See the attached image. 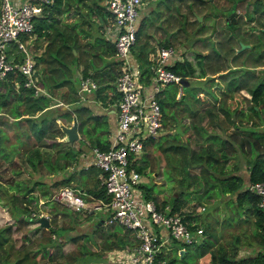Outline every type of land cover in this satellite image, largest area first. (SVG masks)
Segmentation results:
<instances>
[{"label":"trees","instance_id":"1","mask_svg":"<svg viewBox=\"0 0 264 264\" xmlns=\"http://www.w3.org/2000/svg\"><path fill=\"white\" fill-rule=\"evenodd\" d=\"M78 1L75 11L80 5L88 3L91 11L98 16L99 20L102 18L105 22V15L107 18L110 15L106 4H99V0ZM246 1L229 0L231 3L224 7L217 4L218 0H157V7L144 15L138 23L136 41L132 47L134 56L140 62L144 81L147 82L149 65L152 62L150 52L154 51L157 45L171 44L176 40L184 44L185 41L191 40L192 45L200 41L204 48L209 46L208 52L196 51L193 54V60L184 57L183 60L169 63L168 66L172 70L188 79V86L182 85L180 92V84L172 83L173 92L170 95L172 101L158 94L163 116H165V106L169 103L173 105L181 103V110L188 111V122H185L180 119L181 113L177 109L180 106L174 107L175 113L170 124L175 132L176 125L180 123L182 133L187 132L189 136L192 134L189 129H194L196 145L190 146L188 141L176 140V138L163 142L160 138L156 140L154 136H150L145 140L141 163L137 165L138 170L143 174L151 163L156 162L154 153L152 154L154 147L167 152L169 156L173 154L178 156L181 177H178L177 181L182 188L179 193L160 199L153 194L150 185L142 182L141 187L145 196L153 198L160 209H165V205L169 204L172 212L181 213L192 230L199 226L200 212L195 211L199 202L216 198V196H221L225 200V206L229 209V214L225 218L227 224L230 223L231 218L233 219L232 224H236L242 221L247 222L253 216L251 232L246 233L242 230V233L234 234L228 245L222 243L213 231L214 223L211 220L206 222L203 228L206 236L202 234L194 243L186 244L181 254L183 256L187 248L195 244L200 249L197 264H264V208L258 203L259 194L249 187L250 182L264 180V135H256L263 131L259 127L264 125V74L258 75L254 70L255 66L264 65L262 63L264 47H260L264 46V29L261 27L264 22V0H248L249 3L245 5ZM63 3L64 0H54L53 6L47 8L44 15L35 20L33 29L36 35L35 47H41L40 53L34 55L38 74L36 81L47 92L50 91V94H35L34 86L24 85L25 75L18 70L11 71L5 78L0 79V111L4 113V116L13 118L11 123L15 127L14 134L20 140L18 144L28 146L30 137L35 140V145L25 157L26 162L38 172H41L38 165L43 163L51 169L47 174H52L47 177L50 181L35 178L31 185L27 180H17L16 177H14V183L10 181L8 185L0 184V196L3 197V201L11 204L10 213L0 206V213L6 212L8 216L7 222L4 223L8 225L0 227V264H37L38 255L46 257L47 262L51 264L55 261H59L58 264H64L57 260L59 256L57 250L62 249L61 246L72 239H64L62 235L58 239L51 235V233L57 234L58 232L57 212L60 210L57 206L65 205L58 201L52 202L54 207L48 210L51 222L47 228L49 233L46 237H37L39 245L36 248L28 249L22 246L23 248H17V253L13 255L4 246L10 239L12 226L16 229L19 225L26 223L33 228H44L40 225L38 217L30 215L33 210L40 211L39 205L49 202L45 200L40 204L42 199L51 194L52 187L78 185V189L84 192L85 199L91 204L95 199L106 201L111 197L102 183L103 176L100 169L94 164L89 165L87 169L83 167L93 176L99 173L91 186L85 179V169L76 172L71 170L67 175L59 173L76 166L81 144L78 148H74V144H71V147L64 149L62 138L65 132L58 120L67 123L76 117L79 131L86 132L89 137L88 139L81 135L80 143L88 142L91 146H98L101 149L109 146L107 141L98 136L93 137L91 132L97 127H106L105 117L88 112L90 108L87 105L78 103L80 94L77 70L81 67L80 72L83 75H91L98 82L99 86L92 92L94 98L104 99V101L109 95L107 90L109 88L114 89V94L118 95L115 89V77L120 71L114 42L107 41L98 35L94 42L103 46H99L101 50H97L95 46L82 41L78 29L61 20ZM67 3L69 6L73 5L71 1L67 0ZM210 4L214 6L213 10L209 9ZM161 6L162 9H160ZM243 6L244 14H247L246 18L236 11L237 8ZM251 8L252 11L249 13ZM196 14L204 15V21L214 18V23L210 25L205 24L204 21H198ZM158 19L167 22L166 27L163 28L166 32L171 33V25L176 26L178 31L169 35L152 36L154 28L161 26L157 23ZM252 21H254L253 25L250 23ZM245 23L250 25L247 28L249 33L242 29ZM190 28L198 34H205L208 30L211 33L196 36L194 39L188 35ZM177 32L182 33L177 36L175 35ZM42 40H44L43 46H41ZM241 42L250 43V46L242 47ZM105 58L108 60L106 61ZM92 68H94L93 72L90 71ZM107 78L115 79V83L108 81ZM191 78H204L203 86L191 85ZM216 90H219V93ZM179 92V97H176ZM202 92L208 96V105H193V102L200 100L199 93ZM188 93L191 98L185 100ZM56 95L63 102L72 104L73 108L58 111L55 109L58 106L52 107L50 104L54 102L53 96ZM236 95L240 97L234 101ZM244 117H247L246 123L253 128L245 129L248 133L242 135L239 130H244L245 124L244 126L242 124ZM205 119L209 122L210 129L204 123ZM20 123L26 125V130L20 132V128H16V125ZM87 124H92V128ZM230 126L234 127L233 131H227ZM0 131H2L1 128ZM246 141L249 144L250 154L253 149H256V154L248 159L247 182L237 170L233 172L226 169L230 158L238 156L235 151L246 150ZM66 142L68 143L67 140ZM44 148L53 149L54 158L51 157L49 151L43 150ZM11 157L7 158L11 159ZM194 167H198V171L192 170ZM18 171L15 169L16 173ZM55 174H59V178L55 179ZM74 179L78 183H73ZM45 183L47 188L44 187ZM38 191L39 193H35ZM188 204H191V207H187ZM110 225L121 227L125 231L122 234L115 230L105 233V239L102 238L101 244L104 252L133 243V230L117 222ZM242 234L250 236L246 243L251 250L244 254L238 253L239 249L246 244L242 241ZM9 244H12L11 240ZM85 245L82 243L77 253H67L71 257H68L69 261L80 257L85 252L83 249ZM182 246L183 243L177 245L178 255L180 254L178 250ZM63 252L61 251L60 254L63 255ZM107 259L110 262L108 257ZM165 264H171V260L166 259Z\"/></svg>","mask_w":264,"mask_h":264},{"label":"built area","instance_id":"2","mask_svg":"<svg viewBox=\"0 0 264 264\" xmlns=\"http://www.w3.org/2000/svg\"><path fill=\"white\" fill-rule=\"evenodd\" d=\"M53 4L54 0H0V79L18 70L25 75L24 85L34 86L35 94H48L36 81V59L31 45H34L36 37L33 33L35 20ZM141 5L142 0H106L110 15L104 23L108 30L105 34L114 42L120 63L116 77L118 120L109 146L105 149L93 146L92 151L93 164L100 169L102 183L111 197L106 201L95 199L91 204L78 188L62 185L42 199L40 204L51 199L77 211L102 207L108 213L106 223L117 222L134 232L133 243L125 246L124 251L110 250L114 261L123 264H165V250L171 239L183 243L178 250L182 251L186 244L200 238L203 228L199 225L192 230L181 213L171 211L169 204L160 209L153 198L145 196L141 187L143 174L137 168L141 163L140 153L146 137H157L163 128V112L158 99L161 86L167 83L182 85L181 75L168 66L177 49L173 44L157 45L151 51V90L144 91L140 80V62L132 52ZM261 27L264 29V22ZM98 86L92 76H81L79 91L92 92ZM249 187L259 194L258 203L264 208V180L250 182ZM42 214L47 215L42 210H33L30 216L39 217ZM160 229L167 233H161Z\"/></svg>","mask_w":264,"mask_h":264},{"label":"rangeland","instance_id":"3","mask_svg":"<svg viewBox=\"0 0 264 264\" xmlns=\"http://www.w3.org/2000/svg\"><path fill=\"white\" fill-rule=\"evenodd\" d=\"M68 1L69 2L71 1L74 4L79 3L78 0H68ZM229 3H231L229 2V0L228 1L218 0L217 4L219 6L227 7ZM71 6H72L71 4L70 6L68 5L67 0H64L62 9H61V11L63 12L61 14V20L65 22L66 24L78 29L81 36L87 37L89 35L91 36L92 34L96 35L98 31L97 30L98 27H99L100 32H103V31L108 32L105 24L99 19H97V17H95L94 13L91 11L90 7L88 6V3L85 5H80L78 7L79 9L75 12L73 11L75 10L76 5H74L75 7L73 10H71ZM209 9L213 10L214 6L210 4ZM237 10L239 9L237 8ZM223 19L225 20V18ZM207 22L210 23L209 20H207ZM211 22L214 23V18H211ZM248 26L242 27L244 32L249 33V30H247ZM37 43L38 42H36V44ZM41 43H42L41 46H43L44 40H42ZM171 44H173L174 47L177 49V48H181L182 42L176 40L174 42H171ZM190 44L191 42L189 43V45ZM260 47H264V46L262 45ZM31 50L34 51L35 53H40L41 47L36 48L35 45L32 44ZM253 53L255 54V52ZM105 60L107 61L108 59L105 58ZM262 63H264V59L262 60ZM254 70L258 75H263L264 65L263 64L257 65L254 67ZM203 83H204V78H192L191 79V85L196 84L198 86H203ZM62 90H64V88H62ZM170 91L173 92L172 84L167 86V91L163 93V96L168 97V99L172 101V97L170 96L171 94ZM216 91L217 93H219V90H216ZM166 93L168 95H165ZM48 94H50V91H48ZM79 94L81 95L80 91H79ZM203 94L199 93L200 100L196 102H193L194 98L192 97L191 101L193 102V105L195 106H198V105L201 106V105H206V104L208 105V101H209L207 100L208 96L205 93ZM176 97H179V95L177 94ZM189 97L191 98V95L188 93V96H186L185 100H189ZM237 97L239 98L240 96L236 95V97L234 98V101L238 99ZM80 101L78 103H80ZM180 105L178 103L174 105L169 103V105L165 106V116H163L162 122L164 125L163 127H165L166 129L163 130L164 134L160 136L161 141L169 142L173 140L174 138H176V140L181 139V140L188 141L190 146H195L196 140H195V130L194 129H191V128L189 129L190 132L192 133L190 134L192 137L189 136L187 132L182 133L183 131L182 132L181 131H177V132L170 131L171 133L169 132L167 133L168 129H170V125L172 127V124L170 123L172 122V119L174 116L173 114L175 113L174 107H179ZM54 106L55 107L58 106L57 108H55V109H58V111L66 109V107H64V104L54 105ZM70 106H72V104ZM181 107L182 106L177 108L179 110V113H181L180 119H183V121L188 122V111L181 110ZM246 120H247V117L242 118L243 126L245 124V126L243 127L244 130L243 129L239 130V133L242 135L243 134L245 135V133L247 132L245 131V129L249 130L252 127L248 125L249 123H246ZM58 121L60 122V120ZM204 123L206 124L207 128L210 129L211 126L206 119L204 120ZM18 125H16V128L17 129L20 128V132L26 130V125H24L23 123H20ZM0 128L2 129V131H0V136H3L0 138V184L8 185L9 182L13 181L14 177H16L15 179L17 180H21V179L27 180V182H30V185H31L32 181L37 177L47 179L49 175H52V174H47L51 171V169L45 164L40 163L38 165V169H40L41 171V172H38V171H35V169H33L31 165L26 162L25 157L27 156V153L29 152L31 147L35 145V140L33 137H30L28 146H24L23 144H18L20 143V140L14 134L15 127H14V124L11 123V120L9 118L8 119L7 118L5 119L3 117L0 118ZM90 128H92V126ZM255 128H258V127H255ZM259 128L260 130H263V131H260L259 134H256V135L263 136L264 135V125L260 126ZM96 129H92L91 131L93 137L95 136ZM233 129L234 127L230 126L227 131H233ZM16 133H17V130H16ZM82 136L89 139V137H87L86 132L82 133ZM22 137H24V135ZM62 139L64 141L63 142L64 149H67L72 146L71 144H74L73 142H70V141H68L67 143L66 142L67 139H65V136ZM88 139H86V141H88ZM74 142H75L73 146L74 148H78V146L81 144L79 140H78V144H77V140H75ZM245 147H246V150L244 149L243 152H241L240 150L235 151V153L238 154V156L237 157L233 156L234 158L233 157L230 158V161L227 164L226 169L228 171H233V172L237 170L238 173L242 174L244 180L247 182L248 181L247 179L248 159L250 158L251 155L253 156L256 154V149H253L252 154H250L248 152L249 144L247 141L245 143ZM43 150L49 151L51 154V157L54 158L55 151H53V149L44 148ZM153 152L156 153V154H153V156L156 158V162L151 163L150 167H147L145 171L143 172V183L150 185L153 194H156L160 199L169 198L171 195L173 194L175 195L179 193V191L182 189L177 181V178L181 177V174L179 173V162L177 161L178 156L174 154L169 156L167 152H163L158 147H156L155 150H153ZM7 157H11V159ZM15 169L19 171L16 173ZM194 169L195 171H198V167H194L192 170ZM71 170H72V167L68 169L67 171L70 172ZM47 181H50V180L47 179ZM44 187L45 188L48 187L46 186V183L44 184ZM58 187H59L58 185L57 187L56 186L52 187L51 194ZM51 194H49V196ZM214 198L202 200V202H199V205L195 208V211L200 212L198 223L202 228L206 226V222H209V220H211L214 223L213 231L218 236L219 240L222 241V243H226V245L230 243L232 236L234 234L242 233V230L246 231V233L251 232L253 228V223L251 221V218L253 216H251L247 222L242 221L236 224H232L233 219L231 218L230 223L227 224L226 223L227 220L225 218L229 214V209L225 206V200H223L221 196H216V198L215 199ZM49 202L50 204H52V202L54 201L49 199ZM0 206L3 207L4 209H7L8 212L10 213L11 204L7 201H3L2 196H0ZM203 206H204V209H202ZM187 207H191V204H188ZM57 209L62 212H66L67 215L71 217V219L68 220V216L65 215L66 218H65V221L63 222L65 226V231L63 230V228L57 227L59 235H63V234L65 236H68V234L73 235L72 237L69 238V240L72 239V241L67 242L68 243L67 246H66L67 243L66 244L64 243V245L61 246L62 249L57 250L59 252V256L57 257V260L62 261V263L64 264H123V263H119V261L117 260L114 261L112 259L113 257L111 258L109 254L110 251H108L107 254L104 255V250L101 248V244L103 240H101L100 237L105 239V233L107 232L106 230H108V226H107L108 224L107 225L102 224V227L97 228V229L95 226L96 224H98L99 220L105 217V215L107 214V212L105 213L102 207L95 208L93 212L89 214H85V215H82V211L72 210L71 208L65 205L57 206ZM88 209H91V208L88 207ZM89 215H90V220L93 221L89 223V226L91 228L87 226L85 231H83L84 229L83 227H81L82 229H79V230L74 229L75 225L77 226L78 224H81L80 221H82V219L85 216H89ZM57 217L59 218L58 215ZM76 217H77V220H75ZM7 218L8 216L6 212L0 213V227L1 226L5 227L6 225H8V223L4 224L7 222ZM58 223L60 224L62 222L58 221ZM117 228L121 230V227L117 226ZM12 229L13 230L10 233V239L4 246L7 250H10V252H12L13 255L17 253V248H21L22 246L27 247L28 249H34L39 245L38 240H37V237H39V235L37 234L39 229L33 228L30 226V224H26V223H24V225H19V227L16 229H14V227L12 226ZM73 230L75 231L73 232ZM97 230H99L100 232L103 231L102 234H99V231ZM46 231H48L47 232V235H48L49 230L47 229ZM203 236H206V234L203 233ZM241 237L244 243L248 242V239L250 238V236H247L245 234H242ZM10 240L12 241L11 245L9 244ZM82 243L86 244L83 247L85 252L80 257H78L76 260L69 261L71 257L68 256L67 253H71V252L77 253L78 248L81 246ZM180 244L181 242H179L178 239L176 240L174 239L173 242H171V244H168V248L167 250H165V255H164L165 259L171 260V264H197L196 261L198 260V257L200 255V249L198 248V246H196L195 244L190 245L187 248L185 254L181 256V254L183 253V250L182 251L180 250L178 252L180 253L179 255L177 254V251H176L177 245L179 246ZM116 249L118 251H124V246L116 247ZM248 250L250 251L251 248L247 247V243H246L245 246H242L239 249L238 253L244 254V253H247ZM61 251L62 252L64 251L65 253L63 252V255H61L60 254ZM107 257L110 259V262H108L109 260L107 259ZM37 259H39V262L37 264H42V263L51 264L50 262H47V258L44 256L40 257V255H38ZM58 263L59 261H55V263L53 264H58Z\"/></svg>","mask_w":264,"mask_h":264},{"label":"crops","instance_id":"4","mask_svg":"<svg viewBox=\"0 0 264 264\" xmlns=\"http://www.w3.org/2000/svg\"><path fill=\"white\" fill-rule=\"evenodd\" d=\"M251 1V0H250ZM228 3V2H227ZM226 3V4H227ZM247 3H249V1L247 0L246 2H245V5L247 4ZM99 4H102V5H105L106 4V0H99ZM74 5H77V4H74L73 3V5L71 6V10H73L74 9ZM157 7V0H142V5H141V7H140V11H139V14H138V23L140 22V20L142 19V17L144 16V15H147V14H149L150 12H151V10L152 9H155ZM76 9V8H75ZM160 9H162V6H161V8ZM239 10H236L239 14H243V17L244 18H246V15L247 14H244L245 13V9H244V6L243 7H239L238 8ZM251 11H252V8H251V10L249 11V13H251ZM73 12H75V10L73 11ZM72 13V12H71ZM249 13H248V15H249ZM95 15V14H94ZM199 15H201V17H202V19H200L198 16ZM95 17H97V19H98V16H96L95 15ZM105 17H106V20L108 19L107 18V15H105ZM196 18H197V20L198 21H204V19H205V17H204V15H202V14H196ZM106 20H105V22H106ZM100 21H102V18H100ZM209 21H210V23H208L207 22V20H205L204 21V23L206 24H212V22H211V18L209 19ZM103 23H105L104 21H102ZM157 23L158 24H160L161 26H158V27H155L154 28V30L152 31L153 32V34H152V36H157V35H160V36H163V35H169V34H173L174 32H176V31H178V28L176 27V26H172L171 25V33H168V32H166L163 28H165L166 27V25H167V22L166 21H163V20H161V19H158L157 20ZM252 25H253V23H254V21H252V22H250ZM249 24L248 23H245V24H243V26H248ZM242 26V27H243ZM250 26V25H249ZM252 27V26H251ZM252 28H255V26H253ZM211 29V28H210ZM98 31H97V33H96V35H94V34H92L91 36L89 35V36H87V37H83V36H81L80 35V38H81V40L82 41H84V42H88L89 43V45H93V47L95 46L96 48H97V50H101L100 48H99V46H103V45H100V44H98V43H96V42H94V40H95V37L96 36H98V35H101V37H103V38H105L107 41H111L108 37H107V34H105V32L103 31V32H100L99 31V27H98V29H97ZM189 30V32H188V35H190V37H194V39H196V36H204V35H207V34H210L211 33V31L210 30H208L207 31V33H205V34H198V33H195V32H193V30L190 28V29H188ZM227 32H229V31H227ZM181 33L182 32H177L175 35H177V36H179V35H181ZM192 35H194V36H192ZM35 42V41H34ZM191 42V40H187V41H185V43L184 44H182L181 45V48H177V53L175 54V56H174V58H173V60H172V63L174 62V61H176V60H183L184 59V57H187L188 59H191V60H193V54L196 52V51H201V52H208V50H209V46H205V48H204V46L202 45V42H200V41H198V42H196V44H190L189 45V43ZM192 43V42H191ZM242 43V42H241ZM249 45H247V44H244V43H242V47H245V46H250V43H248ZM34 45H35V43H34ZM207 47V48H206ZM99 48V49H98ZM150 57H151V52H150ZM152 58V57H151ZM81 66H82V64H81ZM80 69H81V67H79V69L77 70V77H78V83L80 82V78H81V76H88V75H83L81 72H80ZM90 71H94V68H92ZM150 75H151V71H150V65H149V75H148V78H147V82H145L144 81V74H141L140 75V80L143 82V84H144V91L145 92H147V91H150L151 90V83L149 84V81H150ZM89 76H91V75H89ZM117 76V75H116ZM109 79H111V78H107V80L108 81H111L112 83H115L114 81H115V79H116V77H115V79L114 80H109ZM192 79V78H191ZM152 82V81H151ZM170 84H172V83H167V84H162V86H161V90L159 91V96H162L163 95V93L164 92H166L167 91V86L168 85H170ZM183 86H187V85H183ZM180 92H181V90H182V85H180ZM115 89H116V87H115ZM108 90V94L109 95H107V98H106V100L104 101V99H100V98H98V99H96V98H94V95H93V92H81V95H80V104H82V105H87L89 108H90V111H88V112H90V113H93V114H98V115H102V116H104L105 117V119H106V127H102V128H99V127H97V129H96V133H95V136H98L100 139H102V140H104V141H107V143H109L110 142V140H111V138H112V135H113V131L115 130V128H116V126H117V120H118V115H117V109H118V105H117V98H118V95H119V93L117 92V89H116V93L118 94V95H115L114 94V92H115V90L114 89H111V88H109V89H107ZM95 91V90H94ZM180 92L178 93V95L180 94ZM170 93H171V91H170ZM167 94V93H166ZM201 94V93H200ZM202 94H203V92H202ZM171 95V94H170ZM204 95V94H203ZM53 98H54V102H52L50 105L53 107L54 105H61V104H64V107H66V108H73L72 106H70L69 105V103H66V102H63L62 100H60L59 98H58V95H56V96H53ZM66 98V97H65ZM55 101H57L56 103H55ZM58 112V111H57ZM57 112L55 113V114H57ZM7 118L8 119V117H6V116H4V113L3 112H0V118ZM76 118V117H75ZM9 119L12 121V117H9ZM77 119V118H76ZM74 120V119H73ZM73 120L72 121H70V122H68L67 124L68 125H70V124H72V122H73ZM78 121V120H77ZM60 122H62V121H60ZM63 123V122H62ZM66 124V123H65ZM19 126V125H18ZM87 126L88 127H91L92 126V124H87ZM78 128V127H77ZM164 129H166L165 127H163L162 129H161V131H160V133L158 134V136L159 135H162V134H164ZM170 131H174V129L171 127V125H170V129H168V131H167V133L169 132V133H171ZM176 131V130H175ZM78 133H79V139H77V144H78V140H80V138L82 137L81 135H82V133L79 131V129H78ZM99 133V134H98ZM156 137V136H154L155 138H156V140L158 139V138H160L161 139V137L159 136V137ZM149 136H147L146 137V139L148 138ZM65 139H66V134H65ZM68 141V140H67ZM73 143L75 144V142L73 141ZM92 147L93 146H91L90 144H88V143H81V151H80V153L78 154V157H77V160H76V166H74V167H72V170H74L75 172L76 171H82V169H87V167L89 166V165H93V159H94V157H93V151H92ZM153 150H155V147H154V149H152V154L154 153V154H156L155 152H153ZM143 153V151L140 153V159H141V154ZM167 163V162H166ZM83 167H85V168H83ZM148 167H150V166H148ZM86 169L84 170V172H85V179L88 181V183L90 184V186L91 185H93L94 184V181H95V179H97V177H98V174H95L94 176L93 175H91V172H89V171H86ZM59 173H61L62 175L64 174V175H67V174H69V172L67 171V170H65V171H62V172H59ZM38 178V177H37ZM54 178L56 179V178H59V174H55V176H54ZM73 183H78L77 182V180L76 179H74V182ZM71 186H74V187H76V188H79V186L78 185H71ZM35 193H38V192H35ZM40 206V210H42L43 212H45V213H47V215H49L50 213H49V209H51V207H54V205H53V203L52 204H50V202H48V203H45V204H41V205H39ZM82 211V215H85V214H89V213H91V212H93L94 211V209H85V210H81ZM104 211H105V213L107 212L105 209H104ZM49 213V214H48ZM58 213V216H59V218L57 219V227H62V225H64L63 224V222L65 221V215L66 216H68L67 214H65L64 212L62 213L61 211H59V212H57ZM49 217V216H48ZM106 217H108V213L105 215V217H103L102 219H100L99 220V222H98V224H96L95 226H96V229L97 228H101L102 227V224H105V225H107L108 223H106L105 222V218ZM71 219V217L70 216H68V220H70ZM75 220H77V217H76V219ZM58 221H60V222H62V223H58ZM90 222H93L92 220H90V215L89 216H85L83 219H82V221H80V223L81 224H78L77 226L75 225V227H74V229H82L81 227H83L84 229H83V231H85V229H86V227L87 226H89V223ZM51 223V222H50ZM108 226V230H106L107 232L106 233H108L109 231H113V230H115V231H118L119 233L121 232V234L125 231V230H120L119 231V229H117L116 227L117 226H112V225H110V224H108L107 225ZM42 227H44V226H42ZM90 227V226H89ZM47 228L48 227H44L43 229L42 228H40L39 230H38V232H37V234L39 235V236H42V237H46L47 236V232L48 231H46L47 230ZM91 228V227H90ZM63 229H64V231H65V227L63 226ZM73 229V228H72ZM75 230H73V232H74ZM97 231H99V230H97ZM71 232V231H70ZM160 232L161 233H163V234H165V233H167L164 229H160ZM72 233V232H71ZM99 234H101V232L99 231ZM115 235H117V234H115ZM63 237H64V239H67L68 240V238H70V237H72L73 235H69L68 234V236H65L64 234L62 235ZM114 236V235H113ZM52 237L53 238H59L60 237V235H59V233L57 232V234H54V233H52ZM100 239L101 240H103L101 237H100ZM132 241H133V239H132ZM170 243L169 244H171V242H173V240H171V241H169ZM67 243V242H66ZM67 245H68V243H67ZM109 250H106L105 252H104V255L105 254H107V252H108Z\"/></svg>","mask_w":264,"mask_h":264},{"label":"water","instance_id":"5","mask_svg":"<svg viewBox=\"0 0 264 264\" xmlns=\"http://www.w3.org/2000/svg\"><path fill=\"white\" fill-rule=\"evenodd\" d=\"M200 19H202L201 15L198 16ZM249 45V44H247ZM180 82L182 83V85H188V79L185 78V77H182ZM60 125H61V128L63 129V131L65 132L66 134V139L70 142H73L77 139H79V133H78V121L76 118H74L72 124L68 125V124H65V123H62L60 122ZM176 131H181L182 132V129H181V124L178 123L176 125ZM38 220L40 222V225L41 226H44V227H49L50 226V219L48 217V215L46 214H42L38 217ZM182 253V252H181Z\"/></svg>","mask_w":264,"mask_h":264}]
</instances>
